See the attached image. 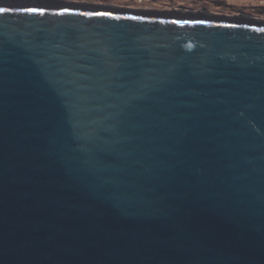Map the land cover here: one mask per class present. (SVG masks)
Wrapping results in <instances>:
<instances>
[{
  "label": "water",
  "instance_id": "1",
  "mask_svg": "<svg viewBox=\"0 0 264 264\" xmlns=\"http://www.w3.org/2000/svg\"><path fill=\"white\" fill-rule=\"evenodd\" d=\"M0 8V264H264V22Z\"/></svg>",
  "mask_w": 264,
  "mask_h": 264
},
{
  "label": "rangeland",
  "instance_id": "2",
  "mask_svg": "<svg viewBox=\"0 0 264 264\" xmlns=\"http://www.w3.org/2000/svg\"><path fill=\"white\" fill-rule=\"evenodd\" d=\"M64 1V0H62ZM142 11H204L215 16H243L264 22V0H68Z\"/></svg>",
  "mask_w": 264,
  "mask_h": 264
},
{
  "label": "snow or ice",
  "instance_id": "3",
  "mask_svg": "<svg viewBox=\"0 0 264 264\" xmlns=\"http://www.w3.org/2000/svg\"><path fill=\"white\" fill-rule=\"evenodd\" d=\"M3 11H5V9H3V8H0V12H3ZM29 11H31V10H29Z\"/></svg>",
  "mask_w": 264,
  "mask_h": 264
},
{
  "label": "flooded vegetation",
  "instance_id": "4",
  "mask_svg": "<svg viewBox=\"0 0 264 264\" xmlns=\"http://www.w3.org/2000/svg\"><path fill=\"white\" fill-rule=\"evenodd\" d=\"M65 2H67L68 0H64ZM69 2H71V1H69ZM77 3V2H76Z\"/></svg>",
  "mask_w": 264,
  "mask_h": 264
},
{
  "label": "bare ground",
  "instance_id": "5",
  "mask_svg": "<svg viewBox=\"0 0 264 264\" xmlns=\"http://www.w3.org/2000/svg\"><path fill=\"white\" fill-rule=\"evenodd\" d=\"M185 14V13H184Z\"/></svg>",
  "mask_w": 264,
  "mask_h": 264
}]
</instances>
